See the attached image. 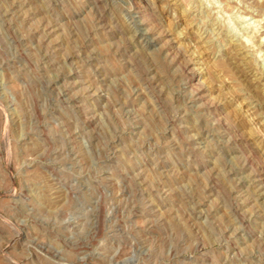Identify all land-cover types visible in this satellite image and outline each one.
<instances>
[{"label":"rangeland","instance_id":"obj_1","mask_svg":"<svg viewBox=\"0 0 264 264\" xmlns=\"http://www.w3.org/2000/svg\"><path fill=\"white\" fill-rule=\"evenodd\" d=\"M0 264H264V0H0Z\"/></svg>","mask_w":264,"mask_h":264}]
</instances>
